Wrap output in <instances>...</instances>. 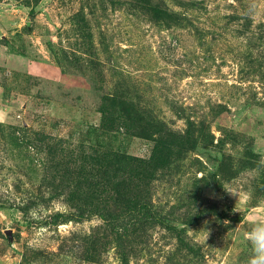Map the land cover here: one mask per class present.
Listing matches in <instances>:
<instances>
[{"label": "rangeland", "instance_id": "1", "mask_svg": "<svg viewBox=\"0 0 264 264\" xmlns=\"http://www.w3.org/2000/svg\"><path fill=\"white\" fill-rule=\"evenodd\" d=\"M264 221V0H0V264H247Z\"/></svg>", "mask_w": 264, "mask_h": 264}, {"label": "clouds", "instance_id": "2", "mask_svg": "<svg viewBox=\"0 0 264 264\" xmlns=\"http://www.w3.org/2000/svg\"><path fill=\"white\" fill-rule=\"evenodd\" d=\"M246 238L251 243V253L247 264H264V221L251 222Z\"/></svg>", "mask_w": 264, "mask_h": 264}]
</instances>
